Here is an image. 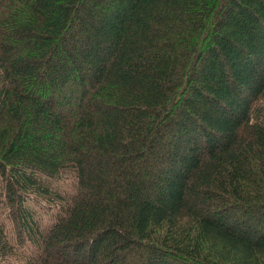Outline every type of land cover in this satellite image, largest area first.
<instances>
[{
    "label": "trees",
    "instance_id": "1",
    "mask_svg": "<svg viewBox=\"0 0 264 264\" xmlns=\"http://www.w3.org/2000/svg\"><path fill=\"white\" fill-rule=\"evenodd\" d=\"M13 237L28 264H264V0H0V264Z\"/></svg>",
    "mask_w": 264,
    "mask_h": 264
},
{
    "label": "rangeland",
    "instance_id": "2",
    "mask_svg": "<svg viewBox=\"0 0 264 264\" xmlns=\"http://www.w3.org/2000/svg\"><path fill=\"white\" fill-rule=\"evenodd\" d=\"M74 176L72 174L63 175V178H60L58 181H53L52 186L57 187L60 193L71 194L73 191V181ZM52 200L41 196L29 197L26 201V205L31 211L35 220L39 221V227L44 229L48 227L56 219V215L61 212V205L57 203H52ZM1 219H4L6 222V230L8 231L9 236H13V232L10 229V222L7 220L5 214L2 215ZM13 249L11 253L7 255L5 261L10 264H28L29 259L33 258L35 255V249L29 244L20 245L16 239L13 237L12 240Z\"/></svg>",
    "mask_w": 264,
    "mask_h": 264
}]
</instances>
